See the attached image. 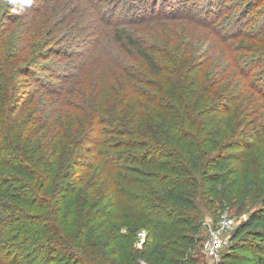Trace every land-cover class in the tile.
Instances as JSON below:
<instances>
[{"label": "trees", "instance_id": "16d2710c", "mask_svg": "<svg viewBox=\"0 0 264 264\" xmlns=\"http://www.w3.org/2000/svg\"><path fill=\"white\" fill-rule=\"evenodd\" d=\"M228 1L176 40L117 25L119 74L86 69L77 93L42 64L73 55L46 4L0 8V264H208L206 216L231 207L220 264H264V0Z\"/></svg>", "mask_w": 264, "mask_h": 264}, {"label": "rangeland", "instance_id": "374dc122", "mask_svg": "<svg viewBox=\"0 0 264 264\" xmlns=\"http://www.w3.org/2000/svg\"><path fill=\"white\" fill-rule=\"evenodd\" d=\"M142 1L143 0H32V2L29 3V5H33V12L29 13L30 19L32 15H34L35 9L37 10L39 6L46 4L47 10L45 8V10H42V15L37 18V21L42 24L46 23L48 28L52 29L53 34L50 37L46 35L47 40H52L51 43L53 45L58 44L57 41L60 38L63 39L64 44L73 42L71 48L72 57H62L57 60L50 59L44 61L42 64H46L55 69L57 74L63 73V76L66 72L74 74L73 80L76 83L70 84L69 88L77 93L76 91H78L81 84H87L86 78L88 75L86 76L85 74L86 69L88 72L93 68L101 66L106 67L111 64L113 67L119 68L117 65H119L120 59L124 58L125 54H122L123 50L116 47L113 41V30L117 25H123L127 30L134 32L138 36H147V38L151 40L150 38L157 36L156 29H148L143 22L151 18L160 19L165 23L166 29L167 25L171 27L170 29L177 25H181L180 28H178V32L175 30H171L172 32L166 31V34H168L167 36L176 40L179 35L178 33L185 32L188 35H192L187 29V27H191L193 24L188 21L190 18L212 21L220 12L221 6H224L225 2L228 0H173L167 4L160 3L152 8L142 5ZM147 1L152 4L154 2V0ZM6 2L7 0H0V8H3V10L6 8ZM57 2H61V4H57ZM228 2H235V0H230ZM17 12L18 11L15 10L13 11V13ZM20 16H22L23 19L27 17L24 11H22V13L20 12ZM172 16L184 17H182L183 19L172 20L170 19ZM23 21L21 26L27 20L24 19ZM35 40H32V43H34ZM43 42L44 40L41 41V44ZM202 48H206V43L202 45ZM84 63L86 64L83 66ZM81 67L85 68L83 69V75H81V78L78 80ZM119 70L120 69L114 70V73L119 74ZM49 74L50 73L47 75ZM26 80L29 81L30 79ZM74 96L77 95L74 94ZM225 211L229 212L233 220L232 231L247 217L245 212L239 213L236 207H231ZM216 215L215 211L208 212L201 233L203 238L207 237L210 228L217 223Z\"/></svg>", "mask_w": 264, "mask_h": 264}, {"label": "built area", "instance_id": "2783aa9c", "mask_svg": "<svg viewBox=\"0 0 264 264\" xmlns=\"http://www.w3.org/2000/svg\"><path fill=\"white\" fill-rule=\"evenodd\" d=\"M233 228V220L228 211L223 212L219 221L210 228L207 237L202 242V250L208 264H220L222 252L229 244ZM146 231L138 234V247H142L146 241Z\"/></svg>", "mask_w": 264, "mask_h": 264}]
</instances>
